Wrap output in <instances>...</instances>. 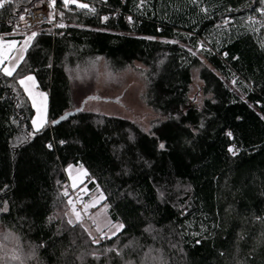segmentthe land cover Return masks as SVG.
<instances>
[{
  "label": "trees",
  "instance_id": "1",
  "mask_svg": "<svg viewBox=\"0 0 264 264\" xmlns=\"http://www.w3.org/2000/svg\"><path fill=\"white\" fill-rule=\"evenodd\" d=\"M37 1L0 9V39L22 38L19 17ZM81 3L95 13L76 5L66 29L33 31L16 72L0 73V264H264V0ZM76 64L118 84L136 73L153 126L81 109ZM26 75L49 95L34 136ZM71 166L102 192L118 235L68 223Z\"/></svg>",
  "mask_w": 264,
  "mask_h": 264
},
{
  "label": "rangeland",
  "instance_id": "2",
  "mask_svg": "<svg viewBox=\"0 0 264 264\" xmlns=\"http://www.w3.org/2000/svg\"><path fill=\"white\" fill-rule=\"evenodd\" d=\"M74 68V71L76 72L73 77L74 90L76 91L77 102L81 106L83 104H86L87 110L92 112H98L101 114L117 116L126 119H135L136 121L141 122L147 128H151L153 126V121L151 120L152 117L150 116L149 111L141 104L139 98L142 93V85L141 81L137 78L136 73L128 72L123 74L120 77L121 83L118 84L117 82H115L116 78L108 74H99L97 76V73L95 72V64H91L89 69L87 70L78 69V64H76ZM197 79L198 76H195V89L191 97L193 102H197L201 98L202 91L201 88H198L199 83L197 82ZM38 90L39 89L37 88L36 84V87L33 90L34 92L46 93ZM113 97H119V99L117 98L114 102L108 101V99H114ZM46 103L49 110L48 94ZM34 111L36 112L35 108ZM66 173L68 183L72 188H77L81 185H84L87 180V172L84 168L71 166L67 169ZM73 184H75V187H73ZM84 187L87 188V186L85 185ZM88 194V202H90L91 200L98 201V203L96 204V207H98V212L96 214H88V219L91 223H93V219H91L90 217L96 218L99 222V227L103 229L104 232L108 233V235H111L109 229L105 227L106 222L111 221V223L114 225L121 223H115L111 220L108 213V208H106L105 211V206L102 205L105 197L100 190H97L95 192L89 191ZM101 196L103 197V199H101ZM69 218L75 221V216L72 213L71 209L69 212ZM83 222L89 225L86 220H83ZM123 230L124 227L116 235H118ZM4 259V263L1 264H18L16 260L11 259L10 257Z\"/></svg>",
  "mask_w": 264,
  "mask_h": 264
},
{
  "label": "snow or ice",
  "instance_id": "3",
  "mask_svg": "<svg viewBox=\"0 0 264 264\" xmlns=\"http://www.w3.org/2000/svg\"><path fill=\"white\" fill-rule=\"evenodd\" d=\"M62 2L65 8H67L70 4H76L78 8L87 10V13H95L96 11L94 7H90V5L87 3H78V0H62ZM11 3H12V0H0V9L4 8L5 4H11ZM55 3H56V0H49L50 7L53 8V12L51 13L53 17L55 16V11H54ZM140 3L142 5L144 3V0H140ZM260 12H261V15H264V8H262ZM60 15L63 16V13L61 12ZM19 19L23 21L24 16H20ZM107 19L108 17H104L105 21ZM128 19L131 20V17H129ZM225 23H227V21H225ZM255 23H256L255 21H252V24H255ZM261 24L264 25V21H262ZM57 26L61 28L66 27V25H64L63 23ZM36 35L37 33L33 32L31 35L27 36V38L22 43H20L19 47H17V44H18L17 41H11V42L5 43L2 39H0V73H2L4 76L11 77L13 73L16 72L17 68L20 66L21 62L24 60V53L28 50V48L30 47L31 41L35 39ZM166 42L175 43L176 41H166ZM201 47H203V45H201ZM5 61H8L7 65H5ZM29 82H31V87L29 86ZM18 83L20 86L24 88V91L30 97L31 102H32V107L36 109V117L32 120L34 131L30 133V135L34 136L37 132H39L45 126V124H47V119H46L47 94L42 93V92L33 91L36 87L34 76L26 75L20 78L18 80ZM233 83H235V81H233ZM65 118L66 117H61V119H65ZM52 123L53 124L59 123V121H52ZM228 135L231 136L232 134L228 133ZM48 147L51 148L52 145L49 144ZM160 148H164V145L161 144ZM229 151H231L233 155L236 154L234 151V148H230ZM73 187H75V184H73ZM84 191L85 189H81V192H84ZM63 196L64 197L69 196V192L67 191V189H65V191L63 192ZM101 199H103L102 196H101ZM77 201L83 202V198L79 194H77ZM97 203H98L97 200H91L88 203H84L82 212L88 213V210L92 207H95ZM67 204L71 205L72 213L75 216V221H73L72 219H69L68 223L69 224L80 223L81 226H83L82 212L77 210L76 203H74L72 199H68ZM106 208L107 206H105V211H106ZM0 211L6 212L7 208L0 209ZM90 218L93 219V223L97 225V231L101 232V236H100L101 240H103L105 237H107L108 239H111L112 236H115L124 227L123 224L114 225L111 223V221H107L105 224V227H107L109 231L111 232V235H108V233L104 232L103 229L99 227V222L96 218L94 217H90ZM85 231H88V230L85 229ZM88 234L89 236H91L90 232ZM92 242L98 244L100 241L93 238ZM126 247L128 246L126 245ZM106 251H114V249L109 248V249H106ZM95 258L99 259L98 256ZM11 259L18 261L19 257H12Z\"/></svg>",
  "mask_w": 264,
  "mask_h": 264
},
{
  "label": "built area",
  "instance_id": "4",
  "mask_svg": "<svg viewBox=\"0 0 264 264\" xmlns=\"http://www.w3.org/2000/svg\"><path fill=\"white\" fill-rule=\"evenodd\" d=\"M60 0H56L55 3V16L53 17L51 15V13L53 12V8L50 7L49 4V0H38L36 3L32 4L29 9H27L22 16H24V20L21 21L19 20L18 22V29L20 31L23 32H33L36 30L37 25L39 24H43L45 26H49L51 29L54 28H59L61 30L66 29V27L68 26L67 21H66V17L68 15L69 12H71L74 7L76 6V4H70L65 12L63 13V16L60 15V11L56 10V5L58 4ZM84 0H78V3L83 2ZM10 4H5L4 8H8ZM131 16H126L125 17V22L128 25H132L133 24V19L131 17V20H129L128 18ZM63 23L64 25H66V27H58L57 25ZM77 194H79L82 198H83V202H78L77 201ZM69 199H72L74 201V203H76V208L78 211L82 212L84 203H88V196H87V191L85 190L84 192H81V189L79 187L77 188H69ZM96 209L95 207H92L88 210V213H83L82 212V216L83 219L86 221L90 220L88 219L87 215L88 214H95ZM92 225L93 230L97 233V236L100 239L101 233H99L97 231V227L95 224L90 223ZM107 238L105 237L103 240H106Z\"/></svg>",
  "mask_w": 264,
  "mask_h": 264
},
{
  "label": "crops",
  "instance_id": "5",
  "mask_svg": "<svg viewBox=\"0 0 264 264\" xmlns=\"http://www.w3.org/2000/svg\"><path fill=\"white\" fill-rule=\"evenodd\" d=\"M33 32H23V31H20L19 29H18V31H17V33H16V35H21L22 36V38H20V39H10V40H3L5 43H7V42H11V41H17L18 42V44H17V47H19L20 46V43H22L26 38H27V36H29V35H31ZM31 44H32V41H31ZM31 44H30V46H31ZM30 48V47H29ZM28 48V49H29ZM13 51H15V50H13ZM28 51V50H27ZM27 51L24 53V57H25V55H26V53H27ZM8 64V61H5V65H7ZM14 74V73H13ZM29 86L31 87V82H29ZM39 91V90H38ZM28 95V94H27ZM30 98V97H29ZM31 100V99H30ZM32 103V102H31ZM34 108V107H33ZM36 117V112H35V116H34V118ZM46 119H47V123L49 122V110H48V105H47V115H46ZM46 125V124H45ZM96 207V206H95ZM97 212H98V210H97Z\"/></svg>",
  "mask_w": 264,
  "mask_h": 264
},
{
  "label": "bare ground",
  "instance_id": "6",
  "mask_svg": "<svg viewBox=\"0 0 264 264\" xmlns=\"http://www.w3.org/2000/svg\"><path fill=\"white\" fill-rule=\"evenodd\" d=\"M13 1H14V0H12V2H13ZM30 6H31V5H29L27 9H29ZM27 9H26V10H27ZM26 10H25V11H26ZM56 10H57V11H60V12H65L66 8L64 7L62 0H60V1L58 2V4L56 5ZM42 27H46V26L43 25V24H39V25H37V27H36V31L39 30V29L42 28ZM53 30L58 31V30H61V29H59V28H54ZM25 56H26V55H25ZM24 58H25V57H24ZM35 82H36V81H35ZM87 179H88V176H87ZM84 185H85V184H84ZM84 185H81L79 188H80V189H85V190L87 191V188L84 187ZM85 186H86V185H85ZM87 196L89 197L88 192H87Z\"/></svg>",
  "mask_w": 264,
  "mask_h": 264
},
{
  "label": "water",
  "instance_id": "7",
  "mask_svg": "<svg viewBox=\"0 0 264 264\" xmlns=\"http://www.w3.org/2000/svg\"><path fill=\"white\" fill-rule=\"evenodd\" d=\"M83 107H84V104L81 106V109H83ZM81 109H78V110H76V111H74V112H71V113L66 114L65 116H63V117H66L65 119H61V118H60V119L58 120L59 123H55V124H53V125L60 124L62 121L66 120L68 117L73 116L75 113H77V112L80 111Z\"/></svg>",
  "mask_w": 264,
  "mask_h": 264
}]
</instances>
